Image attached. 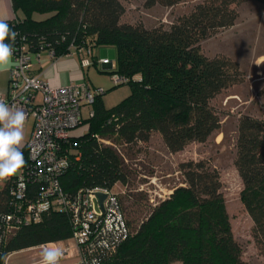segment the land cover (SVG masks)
<instances>
[{
  "label": "trees",
  "instance_id": "1",
  "mask_svg": "<svg viewBox=\"0 0 264 264\" xmlns=\"http://www.w3.org/2000/svg\"><path fill=\"white\" fill-rule=\"evenodd\" d=\"M250 2L264 4V0H143L145 9L189 4L169 23L145 27L121 21L125 11L121 0H11L22 17L8 22L31 52L48 45L60 56L71 44L113 46L117 66L111 73L128 78L129 94L110 108L101 100L105 90L97 94L93 115L83 121L84 133L73 135L63 147L67 165L59 181L66 193L94 187L113 190L118 183L126 184L127 170L114 144L145 143L157 133L167 152L174 154L190 143L206 142L219 130L221 118L211 101L240 83L243 74L236 61L208 57L199 44L234 25L239 8ZM33 13L50 15L35 20ZM135 75L138 78L132 80ZM257 96L264 108V84ZM236 131L233 164L242 183L240 199L253 223V239L264 253V118L242 114ZM178 171L183 185L174 187L138 223L127 219L128 206L124 208L116 194L129 234L113 252L97 251V264H247L232 234L219 173L205 160L180 162ZM39 186H27V199H35ZM14 209L10 182H2L0 264H6L12 252L71 238L68 213L52 208L38 220L2 234L3 216Z\"/></svg>",
  "mask_w": 264,
  "mask_h": 264
},
{
  "label": "rangeland",
  "instance_id": "2",
  "mask_svg": "<svg viewBox=\"0 0 264 264\" xmlns=\"http://www.w3.org/2000/svg\"><path fill=\"white\" fill-rule=\"evenodd\" d=\"M125 11L121 21L141 23L152 27L159 23H169L178 14L189 8V4H179L173 8L155 6L145 9L143 0H121ZM50 13H33L32 18L42 20ZM90 60L84 69V76L91 88L102 87L103 105L110 108L124 99L130 92L129 84L114 85L111 81V67L116 71L117 51L113 46L91 45ZM201 52L208 56H225L239 65L243 80L222 91L211 105L219 113L221 125L204 143H190L182 151L170 154L157 133L143 143L124 146L114 144L119 150L128 179L125 185L118 183L113 191L118 194L127 219L138 223L160 200L165 199L176 186L183 185L178 164L183 161L205 160L219 173L221 193L232 234L242 249L241 258L247 264H264V253L257 247L253 236V223L246 212L240 192L242 183L234 167L237 119L242 114L264 118V108L257 96L264 84V4L246 3L239 8V16L234 25L219 30L215 35L199 44ZM111 62L107 66L101 59ZM133 76L132 80H136ZM85 126L72 133H84ZM1 185V184H0ZM65 245H62V247ZM41 248L12 252L6 264H25L40 259ZM174 264H180L178 262Z\"/></svg>",
  "mask_w": 264,
  "mask_h": 264
},
{
  "label": "built area",
  "instance_id": "3",
  "mask_svg": "<svg viewBox=\"0 0 264 264\" xmlns=\"http://www.w3.org/2000/svg\"><path fill=\"white\" fill-rule=\"evenodd\" d=\"M41 51H46L52 59L75 53L79 56L82 68L93 62L90 60L92 50L89 45L71 44L65 54L58 56L48 45L39 52H31L21 37L16 38L12 66L8 70V97L3 98L0 89V100L22 108L26 118L31 114L33 127L23 152L27 164L7 180L10 182L15 209L4 214L2 234L6 235L19 224L38 220L49 208L58 209L70 217L72 235L68 240L76 251L79 263L97 264V251L103 255L113 252L129 234L118 197L112 189L104 187L79 188L73 194H68L62 189L59 177L67 165V156L62 153L63 147L74 135L72 132L83 127V121L93 115L95 96L104 90L91 88L84 79L78 83L51 87L39 73L32 70L31 61H39ZM95 63L112 66L107 59ZM110 79L114 85L128 82L126 76L115 72H112ZM36 94L39 100H36ZM101 141L110 144L107 140ZM34 183L40 186L35 199L30 200L26 197V190L28 185ZM97 193L105 194L102 207L98 204ZM53 243L64 250L63 258L71 256V247L68 245L62 247L59 242L45 244L53 246ZM41 245L29 249L41 248ZM32 264H40V259Z\"/></svg>",
  "mask_w": 264,
  "mask_h": 264
},
{
  "label": "clouds",
  "instance_id": "4",
  "mask_svg": "<svg viewBox=\"0 0 264 264\" xmlns=\"http://www.w3.org/2000/svg\"><path fill=\"white\" fill-rule=\"evenodd\" d=\"M10 17H0V70L12 62L18 33L9 24ZM10 41L5 43V41ZM26 113L0 100V181L15 176L27 164L22 151ZM64 250L58 246L41 245L40 264H60Z\"/></svg>",
  "mask_w": 264,
  "mask_h": 264
},
{
  "label": "crops",
  "instance_id": "5",
  "mask_svg": "<svg viewBox=\"0 0 264 264\" xmlns=\"http://www.w3.org/2000/svg\"><path fill=\"white\" fill-rule=\"evenodd\" d=\"M4 16L10 17V19L8 20L10 21L14 18L22 17V14L19 11H15L13 9L11 0H0V17ZM31 63L33 72L39 73L41 75V78L51 87L64 86L70 83H78L83 79L86 80L84 76V69H86L87 67H81L79 56L75 53L66 54L56 59H52L48 56L46 51H41L39 54V61L32 59ZM11 66L12 62L5 66L3 70H0V89L2 91L3 98L8 97V70ZM36 100H39L38 94H36ZM32 127L33 116L29 114L26 118L24 126V142L22 144V149L25 148V145L29 141ZM0 184H2V182H0ZM59 245H68L69 247H71V256L62 258L60 264H75L78 261V257L72 243L69 240L59 241ZM28 249L29 248L23 250ZM33 262L35 261H31L25 264H32Z\"/></svg>",
  "mask_w": 264,
  "mask_h": 264
},
{
  "label": "water",
  "instance_id": "6",
  "mask_svg": "<svg viewBox=\"0 0 264 264\" xmlns=\"http://www.w3.org/2000/svg\"><path fill=\"white\" fill-rule=\"evenodd\" d=\"M96 196L98 198V204H99V206H101L102 205V201L105 199V194H103V193H97ZM94 206L96 208V204Z\"/></svg>",
  "mask_w": 264,
  "mask_h": 264
}]
</instances>
